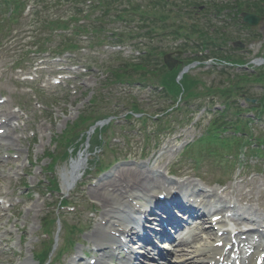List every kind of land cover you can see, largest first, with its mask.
I'll return each instance as SVG.
<instances>
[{"label":"rangeland","instance_id":"obj_1","mask_svg":"<svg viewBox=\"0 0 264 264\" xmlns=\"http://www.w3.org/2000/svg\"><path fill=\"white\" fill-rule=\"evenodd\" d=\"M168 33L160 30V37L153 34V46H159L161 51L166 53L183 51L185 49L184 43L178 42L181 40L165 37L164 35ZM147 47H149V40L143 38L132 44H127L118 51L113 46L104 48L102 53H91L89 50H84L82 54H76L72 57L65 56L56 61L46 59L44 64L36 65V68L41 66L37 72L27 69L15 71L7 60H0V98H4L8 103L0 111L8 110L9 104H11V112L19 118L16 124L23 130L16 135L20 142L16 144L14 150L8 151L7 147L0 145V161H10L0 168V177L3 178V181H0V190L5 194L4 197L0 198V206L5 210V218L0 222V249L9 254L0 255V264H8L5 262L34 264L32 258L39 254L42 248V224H44L43 220L46 219L49 212L48 207L52 206L51 211H53L60 200V196L49 198L43 194L46 191L41 184L47 182L44 169L49 165V160L45 159V154L54 149V137L61 135L68 125L89 110L91 98L101 92L102 85L107 78L105 67L118 66L119 57L114 58L113 55L121 53V59L136 61ZM254 51H257V48H254ZM200 73L199 70H195L191 75L201 76ZM30 76L34 77L35 84L27 81ZM201 78L208 86L209 84H217V80H219L217 74L205 78L201 76ZM56 82L60 84L57 85ZM127 92V90L113 89L106 90L105 94L109 97H117L116 100L132 99L133 97L141 105L143 104L144 109L149 114L153 115L166 107L157 95L153 94L152 97L149 91L142 92L135 89L132 96ZM120 109L124 108L120 106L115 112L123 113ZM211 118V116L206 117L202 113L198 116L200 121L197 124L187 127L178 123V121L184 120L183 116L175 118L177 121L176 135L163 137L158 146H156L153 138H150V141L144 138L143 127L137 120L127 124L125 119H120L119 125L116 126L115 132L111 136L116 140L113 141L112 147L108 151L110 155L114 151L122 155L121 159L116 155L121 160L120 166L117 165L104 175L105 179L112 176L116 171L125 168L149 169L154 170L153 173H155L158 170L165 171L166 168L170 167L177 174L186 173L195 175L194 177L201 175L207 184L215 185L221 179L216 168L206 167L198 173L188 171L186 166H178L185 144L200 138ZM200 122L202 124L197 126ZM148 126L153 131L156 130L152 123H149ZM26 128L28 129L26 130ZM260 133H264V128L256 131V134ZM142 154L150 155L147 165L140 163ZM99 155L102 156V154ZM83 156L89 161L92 159L90 154L86 156L83 153ZM111 160H113V156H111ZM132 162H137V164L127 165ZM249 164L256 165L255 162ZM187 167H192V165ZM260 167L264 168V162L259 164L258 168ZM56 170V175L61 180L69 178L70 164L59 165ZM238 175L239 173L231 177V182L227 184L229 190L219 194V197L227 208L236 205L237 213L240 216L239 222L243 225L242 228L252 229L255 228V224L250 223L249 217L257 223H260L264 218V174L250 175L246 171L243 176L238 177ZM104 177L95 179L92 175L89 178H82L76 188L67 196L72 203L82 206L74 213L65 210L64 218L68 225L77 224L85 233L78 234V246L64 256L61 264H88L92 258L90 255L87 260H76L79 255L83 254V251L95 249L90 236L101 223L104 210L100 202L91 198L89 190L96 188ZM202 186L205 187L203 184ZM24 187L27 188L25 192L23 191ZM206 189L210 193L221 191L219 187ZM41 191L43 192L40 194ZM65 194L66 191L63 190L61 196ZM26 195H28V199H22ZM244 197L252 198V201H243ZM2 202L4 203L2 204ZM20 202L22 204L17 207L16 215L8 210V206L12 207ZM36 204L40 208L28 218V210ZM7 232L10 233V242L4 243L3 241L8 237ZM58 232L61 233V231ZM198 234L201 237L202 232L198 231ZM59 241L62 243L60 238ZM10 251L11 253H8ZM103 255L102 253L100 257Z\"/></svg>","mask_w":264,"mask_h":264},{"label":"bare ground","instance_id":"obj_2","mask_svg":"<svg viewBox=\"0 0 264 264\" xmlns=\"http://www.w3.org/2000/svg\"><path fill=\"white\" fill-rule=\"evenodd\" d=\"M10 109L11 104L8 111H5L2 113V115H0V130L10 128L13 134H15L18 128L13 127L12 123L15 121L14 119L16 118V114L13 115ZM10 135L11 134L8 132L6 136H0V142H8V148L13 147L14 144L13 137ZM8 163L9 162H7V164ZM0 168H2L1 164ZM150 173L151 172L147 170L141 171L137 169H123L114 173L110 180L104 181L103 183L99 184L97 188L90 190L89 195L94 200L100 201L105 210L103 215L104 221L101 222L96 232L92 236L97 246L106 248L108 244L125 245L122 241V238H127L131 241L137 238L139 240H145L147 243L150 242V236H145L143 239L142 235L144 230L148 229L149 222L153 219L150 217L155 216L156 221H158V218L162 219L163 224L161 225L159 222L161 227L160 232L158 234L155 233L157 237L165 236V234L167 235V230L179 223L178 213L182 214L180 210L187 211L184 207L174 204L172 208L164 210L161 209L166 207L164 202L155 204V202H152L149 198H147L146 195H144L152 187H156L157 189L163 188V183L161 181L155 180L150 175ZM180 188L181 187L178 189ZM104 192L108 193L109 197L105 196ZM180 193L183 197L187 196L183 190ZM1 196H3V192L0 191V197ZM199 198H205V196L199 195ZM140 200H144L143 206L139 203ZM37 208H39V206L37 204L34 205L28 210L27 216L30 218L34 210ZM221 214L222 212H217L212 216V218L220 216ZM137 215L139 216L138 218ZM3 218L4 216H0V222L3 220ZM106 219H108V221ZM113 223L115 224L114 228L111 227ZM247 235L248 233L237 231L236 236L233 238H230L229 236L216 241L202 240L198 247L191 248V250L189 248L187 253L183 255H178L175 252L174 255L177 257V264H194V261H202L203 264H219V260L226 258L227 256L224 251V248L227 246L226 243L232 244L234 240H241L242 244H246L248 241L243 240V237ZM259 238H261V242L259 240V242L254 246L255 252L248 260L249 264H254L255 259L258 258V252L262 247V243L264 245V236H259ZM147 243H143L139 250L144 249L148 254L146 258L151 259V245H147ZM215 243H223V247L215 248ZM187 244L189 243H184V245L188 246ZM234 248H236V246L233 247L232 250H234ZM135 253L137 259L133 264H141L143 257L137 252ZM124 264L131 263L126 261Z\"/></svg>","mask_w":264,"mask_h":264},{"label":"trees","instance_id":"obj_3","mask_svg":"<svg viewBox=\"0 0 264 264\" xmlns=\"http://www.w3.org/2000/svg\"><path fill=\"white\" fill-rule=\"evenodd\" d=\"M5 3L7 4L8 3V1H6L5 0ZM20 6L17 4V8H19ZM38 15V13L36 14V16ZM48 25L50 26V27H52V28H54V27H61V26H63V24H61L60 22H56V21H51V22H49L48 23ZM72 48H75L74 46H72ZM138 70H145V67L144 66H140L139 68H136V71H138ZM175 77H176V75L174 74V76H172V81L174 80V83L176 82L175 81ZM175 90H176V92H177V94H178V91H179V88H178V86L175 84ZM97 120H99L98 118H95L94 120H91V119H82L81 120V122H80V124L79 125H77L74 129L75 130H77V129H79V128H81V127H85V126H87L88 124L89 125H92V124H94Z\"/></svg>","mask_w":264,"mask_h":264}]
</instances>
